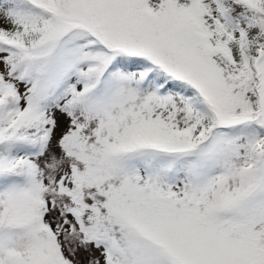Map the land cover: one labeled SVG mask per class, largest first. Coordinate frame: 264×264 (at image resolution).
Returning a JSON list of instances; mask_svg holds the SVG:
<instances>
[{"label":"snow or ice","instance_id":"1","mask_svg":"<svg viewBox=\"0 0 264 264\" xmlns=\"http://www.w3.org/2000/svg\"><path fill=\"white\" fill-rule=\"evenodd\" d=\"M0 264H264V0H0Z\"/></svg>","mask_w":264,"mask_h":264}]
</instances>
